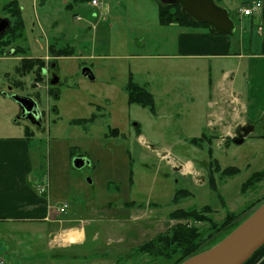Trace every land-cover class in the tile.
<instances>
[{"label":"rangeland","instance_id":"obj_1","mask_svg":"<svg viewBox=\"0 0 264 264\" xmlns=\"http://www.w3.org/2000/svg\"><path fill=\"white\" fill-rule=\"evenodd\" d=\"M16 1L24 30L22 39L0 55V132L4 136L12 129L23 137L26 126L31 130L30 151L39 185H47L51 206H67L62 219L83 227L87 239L82 246L50 250L47 231L53 232L57 224H40L42 235L34 225L0 223L4 264H172L176 258L152 261L137 252L177 224L169 214L208 206L212 212L207 217L220 225L227 214L246 215L260 204L264 182L245 193L240 189L264 169V122L255 123L240 145L213 126L208 115L213 110L207 105L211 94L207 68L212 65L178 56L175 38L180 28L158 23L155 1L100 0L98 8L74 0ZM7 2L0 0V19L7 18L2 12ZM238 6L241 1L236 0ZM228 12L236 29L220 36L229 37L238 52L240 25L233 9ZM49 47L73 49L72 56L54 61L59 82L50 88L58 91V98L47 95L46 83L40 89L33 86V72L20 76L16 71L21 59L52 61ZM11 48L25 54L9 55ZM243 48L250 50L247 34ZM83 68L90 69L94 80L82 75ZM130 81L152 95L153 112L128 102ZM3 93L39 100L42 129L22 120L13 125L18 107ZM7 107H16V113L2 126ZM76 120L81 122L74 124ZM201 137L206 140L200 145L190 143ZM72 154L85 156L88 164L74 169ZM213 160L221 170H238L230 177L215 172L217 191L208 182ZM190 166V175L181 174ZM179 192L187 195L174 202ZM190 224L210 232L209 224Z\"/></svg>","mask_w":264,"mask_h":264},{"label":"crops","instance_id":"obj_2","mask_svg":"<svg viewBox=\"0 0 264 264\" xmlns=\"http://www.w3.org/2000/svg\"><path fill=\"white\" fill-rule=\"evenodd\" d=\"M217 1L227 11L232 8L237 16L240 51L232 49L229 37L210 30L176 24L169 26L180 28L175 38L179 57L206 60L212 65L207 68L211 90L207 105L213 110L208 114L214 119L213 126L220 129L223 137L231 135L235 129L237 131L239 126L247 127L248 135H251L254 124L259 120L264 122V0H239L241 6L237 8L236 0ZM248 8H252V13L244 16L241 10ZM246 34L249 35V52H244L243 48ZM13 113H16V107L4 110L2 126L7 124V118L12 117ZM26 129L27 126L23 129V137L15 136L14 133L18 131L12 129L4 136L0 132V223L30 224L32 228L37 226L34 231L41 234L40 224H57L53 232L47 231L50 250L82 246L87 239L85 229L75 226L71 220L62 219L66 209L63 213L53 211L48 196L38 191L41 184L36 175L37 166L29 141L33 134ZM192 170L191 166L183 167L181 174L190 175ZM72 237L77 239L73 241ZM248 264H264V248Z\"/></svg>","mask_w":264,"mask_h":264},{"label":"trees","instance_id":"obj_3","mask_svg":"<svg viewBox=\"0 0 264 264\" xmlns=\"http://www.w3.org/2000/svg\"><path fill=\"white\" fill-rule=\"evenodd\" d=\"M89 0H74L75 3H85ZM157 3L158 6V23L161 26H169L171 24H176L180 27L185 28H199V27H209L208 25H199L194 23L191 19L184 16L181 13L180 7L165 5L159 0H153ZM2 12L9 17L10 27L0 36V55H3L6 49L12 47V44L15 41L22 39L24 23L22 18V13L20 6L16 0H8V2L3 5ZM52 57H61V56H72L73 49L70 47L64 49L54 50L52 47L48 48ZM12 55L16 56L18 54L24 55L22 49H10ZM45 63L41 59L39 60H30V59H21L20 66L16 69L19 75H25L26 73L33 72L34 80H41V72L44 68ZM19 83L15 84L18 86ZM127 95L128 102L130 104H138L142 107L148 108L153 112L154 110V101L152 95L145 89L133 84L131 81L127 84ZM90 120H94V117H91ZM80 120L73 121L74 124H79ZM118 132L116 130L112 131V135L116 136ZM203 140H206L205 137L200 139H193L190 143L194 145H200ZM74 157L73 154L71 158ZM214 164L213 168L208 169L209 177L208 182L210 188L214 191H217L215 179L213 174L215 172L220 173L221 176L230 177L238 173L237 169L226 168L221 170L216 161H212ZM264 182V169L253 173L242 185L241 193H245L251 187L257 186L259 183ZM187 195V193L179 192L173 198V201H177L180 196ZM262 201V202H261ZM259 201L260 203L255 209H257L263 202V199ZM131 204V203H128ZM254 209V210H255ZM254 210L249 212L246 215H239L237 217L229 213L226 215L225 220L220 224H215L210 218L207 217L212 210L210 207L205 206L198 210H177L169 214V219L176 221L173 227H171L167 233L159 234L152 240L147 243H144L137 249V252L144 253L146 256L152 260L156 261L158 259L171 260L176 258L172 264H179L182 261L186 260L189 257H192L198 253H201L218 242L225 238L229 233H231L241 222H243ZM206 223L209 224L210 232L203 233L197 228L191 226L190 223Z\"/></svg>","mask_w":264,"mask_h":264},{"label":"water","instance_id":"obj_4","mask_svg":"<svg viewBox=\"0 0 264 264\" xmlns=\"http://www.w3.org/2000/svg\"><path fill=\"white\" fill-rule=\"evenodd\" d=\"M163 4L180 7L181 13L199 25H208L214 34H231L235 30V24L228 11L218 6L214 0H161ZM10 27L6 19L0 20V36ZM82 75L94 80L93 74L88 68L82 69ZM57 78L51 81L56 84ZM4 97L15 103L18 107V115L13 123L23 120L29 125L41 128L40 119L35 123L29 118H37L39 111L35 101L29 97L3 93ZM136 126V125H135ZM241 132V133H240ZM249 130L241 128L237 136L232 140L236 145L243 143ZM88 161L82 157L72 160L74 169H81ZM264 246V202L255 209L243 222L231 233L211 248L187 258L179 264H245L250 257Z\"/></svg>","mask_w":264,"mask_h":264},{"label":"flooded vegetation","instance_id":"obj_5","mask_svg":"<svg viewBox=\"0 0 264 264\" xmlns=\"http://www.w3.org/2000/svg\"><path fill=\"white\" fill-rule=\"evenodd\" d=\"M2 19L8 20L9 17L7 16V18H2ZM2 19H0V20H2ZM56 59H58V57H53L52 60L55 61ZM53 61H51L49 63L48 67L42 69L41 77L43 78V81L46 83V89H47V93H48L47 95L48 96H51L52 95V96H55L56 98H58V96H59L58 91L50 88V87H55L58 84V82H59V78H58L57 71H56V68H55V62H53ZM50 69H52V74L51 75H50V71H51ZM55 78L58 79L57 83L54 84V85H51V81L53 79H55ZM24 97H29V98L33 99L35 101V103L37 105V108H38V111H39V114H38L37 118H34V119L29 118L30 122L35 123L36 121H39V119H40V123H41V125L43 127L44 113H43V111L39 107V104H40L39 103V100H37L36 98H33L32 96H29V95H26ZM21 120L24 121V122H26V123H28V121L23 120V118ZM42 127L39 129L35 125L32 126V128L35 129V130H41ZM245 130H246V128H245ZM82 158L86 159L85 156H82ZM87 164L88 163L85 162V165H87Z\"/></svg>","mask_w":264,"mask_h":264},{"label":"built area","instance_id":"obj_6","mask_svg":"<svg viewBox=\"0 0 264 264\" xmlns=\"http://www.w3.org/2000/svg\"><path fill=\"white\" fill-rule=\"evenodd\" d=\"M90 4H91L92 6L97 7V6H98V0H91V1H90ZM251 12H252L251 9H245V10H243V14H244L245 16L250 15ZM44 191H45V188H44V187H41V188H40V192H44ZM59 211H60V212H63V208L59 209ZM0 264H3L2 261H0Z\"/></svg>","mask_w":264,"mask_h":264},{"label":"bare ground","instance_id":"obj_7","mask_svg":"<svg viewBox=\"0 0 264 264\" xmlns=\"http://www.w3.org/2000/svg\"><path fill=\"white\" fill-rule=\"evenodd\" d=\"M75 239H77V237H72V238H71V240H73V241H74Z\"/></svg>","mask_w":264,"mask_h":264}]
</instances>
